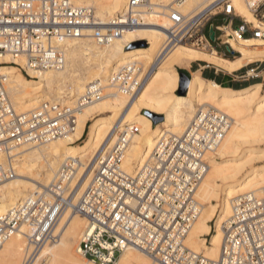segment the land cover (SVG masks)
I'll use <instances>...</instances> for the list:
<instances>
[{
    "label": "built area",
    "instance_id": "obj_1",
    "mask_svg": "<svg viewBox=\"0 0 264 264\" xmlns=\"http://www.w3.org/2000/svg\"><path fill=\"white\" fill-rule=\"evenodd\" d=\"M245 1L261 25L240 16L232 0H219L210 10L193 16L171 7L157 60L148 68L142 63L123 66L112 73L110 83L134 97L160 67L159 61L178 46L217 53L215 43L226 36L236 18L249 26L253 38L263 39L264 0ZM156 7L152 0H129L123 14L103 23L94 8L79 7L74 0H0V56L23 57L24 67L8 64L20 67L29 78L28 70L39 74L62 70L66 62L64 43L91 31L100 45H108L142 25L145 13L155 12ZM221 15L227 23L221 27L212 24L216 33L213 41L207 27ZM105 96V89L94 82L76 102L48 101L32 111L17 113L8 84L0 78V152L45 145L72 135L84 108ZM232 123L228 114L215 107L202 109L184 133H162L155 149L143 156L132 172L127 171L124 161L140 127L114 126L113 140L99 156L81 198L76 200L75 187L70 183L75 170L66 164L51 186L0 217V249L23 227L31 230L28 238L34 247L54 242L59 218L71 211L87 220L77 250L85 264H117L123 249L130 246L160 264H264V190L258 196L241 197L232 216L222 224L218 260H209L185 244L201 212L196 193L208 174L209 157L217 153ZM14 176V171L0 168V181Z\"/></svg>",
    "mask_w": 264,
    "mask_h": 264
},
{
    "label": "bare ground",
    "instance_id": "obj_2",
    "mask_svg": "<svg viewBox=\"0 0 264 264\" xmlns=\"http://www.w3.org/2000/svg\"><path fill=\"white\" fill-rule=\"evenodd\" d=\"M128 1L74 0L79 7L94 8L98 20L103 23L123 14ZM217 1L152 0L157 10L145 13L142 25L108 45H100L91 37V31L80 39L67 41L62 45L66 52L64 68L42 74L28 70L31 79L26 78L20 67L8 64L15 62L24 67L23 57L0 56V78L8 84L17 113L32 111L48 101L76 102L94 82L105 91L109 90L102 100L84 108L72 135L45 145L31 144L0 152V168L15 172L12 180L0 181V217L9 215L17 203L51 186L60 169L69 163L75 170L70 183L75 187L76 200H79L89 187L99 156L113 140L114 126L125 128L139 124L142 127L126 152L124 166L132 172L138 161L155 149L162 133L182 134L202 109L215 107L228 114L233 123L217 153L209 157L208 174L196 193L201 212L185 244L209 260H218L222 224L232 216L241 197L258 196L264 190V164L251 167L255 157L264 154V94H261V86L232 90L193 73L186 94L176 95L180 83L176 66L200 59L227 71H236L250 63H244L246 58L264 57V51L252 53L248 49L252 43L264 44V38L243 39L229 29L230 34L223 39L241 55L235 61L219 58L216 52L207 55L178 46L159 61L160 67L134 97L124 95L110 83L112 73L123 66L142 63L148 68L157 60L169 25L166 13L171 7L193 16L198 10L197 14L211 9ZM232 2L237 13L248 22L261 25L245 0ZM139 41H146V46H131ZM142 109L163 114L164 118L155 124L153 118L141 113ZM89 121L92 123L86 139L76 144L82 140ZM245 144L250 147L244 149ZM256 150L262 151L261 154ZM214 220L215 229L212 230L210 223ZM86 226L84 215L65 211L55 226V235L59 238L54 244L43 243L39 248L28 238L31 230L23 227L0 249V264H36L42 258L43 264H82L73 253L72 245L82 239ZM207 236L211 237L209 242ZM117 264L160 263L143 250L130 246L123 249Z\"/></svg>",
    "mask_w": 264,
    "mask_h": 264
},
{
    "label": "rangeland",
    "instance_id": "obj_3",
    "mask_svg": "<svg viewBox=\"0 0 264 264\" xmlns=\"http://www.w3.org/2000/svg\"><path fill=\"white\" fill-rule=\"evenodd\" d=\"M86 7H88V6H86ZM90 7V6H89ZM208 10H210V9H208ZM96 11V10H95ZM199 12V10L196 12V13H193V14H197ZM252 12V11H251ZM192 14V15H193ZM239 14V13H238ZM240 15V14H239ZM241 16V15H240ZM255 16V15H254ZM243 17V16H242ZM218 18H220V16H217V17H215L211 22H214L216 25H218V24H222V23H224V21L222 20V19H218ZM245 18V17H244ZM246 19V18H245ZM247 20V19H246ZM235 24H242L241 23V21L240 20H238ZM256 25V24H255ZM233 31H236V29H235V27H233V28H231ZM236 32H238V31H236ZM226 34V36L228 35V34H230V30L228 29L225 33H224V35ZM241 36V35H240ZM246 36L248 37L247 39H254L253 37H252V35L248 32V31H245V33H244V36L242 35L241 37L242 38H246ZM224 38V37H223ZM221 39L219 42H218V47L216 48V50L218 49V51L219 52H223L222 50H225V47H226V44L224 43V39ZM145 43H146V41H139V42H136V43H133L131 46H138V47H143V46H146L145 45ZM186 48H189V49H191V50H194V51H198V50H196V49H194V48H192V47H186ZM248 49L252 52V53H255V52H263L264 51V44L262 43V44H260V43H252L251 45H250V47H248ZM232 50H234V49H232ZM198 52H200V53H203V54H207V55H214V53H205V52H201V51H198ZM216 56H218L219 58H222V59H225V60H229V61H235V60H237L239 57H241V55L238 53V52H236L235 53V58L236 59H234L233 57H223V55H221V53H219L218 55H216ZM200 60V59H199ZM199 60H194V61H191L190 62V64H187V63H185V64H182V65H179V66H176V70H177V72H178V77H179V81H180V73L182 72V71H187V73L192 77V75H193V73H196L197 75H199V76H201V74H200V72H195V69L196 68H199V64H201V65H205L206 63H204V62H202V61H199ZM264 61V57H253V58H251V59H245L244 60V63H251V64H253V66H256V65H260L262 62ZM249 63V64H250ZM264 67V63L262 64V66H261V69ZM207 71H212V69L210 70V69H207ZM219 74L220 75H222V77H224L225 79H226V81H227V79L228 80H231L230 78H229V76H231L230 74H229V72L228 71H223V70H221L220 72H219ZM235 75V74H234ZM253 76L254 75H256L255 73L254 74H252ZM26 76V75H25ZM26 78H28V79H31V78H29V77H27L26 76ZM259 80H261V79H255V80H252V81H250L249 82V84H254L256 81H259ZM226 81H225V84H227L226 83ZM221 86H223V85H221ZM224 88H228V87H225V86H223ZM228 89H230V88H228ZM106 92H107V94H108V92H109V90L107 89L106 91H105V95H106ZM261 94H264V88H262L261 89ZM176 95H180L179 94V90L178 91H176ZM148 112H150V111H148V110H144V109H142V111H141V113L142 114H144V115H146V116H149L148 115ZM158 116H163V114H159ZM150 117V116H149ZM153 118V117H152ZM154 119V122H155V124H159V122H160V119L159 118H153ZM91 123H92V121H89V122H87V126H86V128H85V133L83 134V138H82V140H80V141H77L76 142V144H81L82 142H83V140L84 139H86V136H87V133H88V131H89V126L91 125ZM137 126L138 127H140V130H142V127L139 125V124H137ZM248 147H250V145L249 144H245L244 146H243V148L244 149H247ZM257 151V154H261V152L262 151H260V150H256ZM255 158H257L256 160H254L253 161V163L251 164V167H256V166H259V165H262V164H264V154H262V157H255ZM198 201H200L199 199H198ZM70 213H74V212H71L70 211ZM215 223H216V220H214L212 223H210V225H211V227H212V230H214L215 229ZM59 237H57L56 238V240L58 239ZM207 238V240H208V242H209V240L211 239V237L210 236H208V237H206ZM78 241H76L75 243H73V245H72V250H73V253L78 257V258H80V260H81V263L82 264H85V261H84V259L80 256V255H78V253H77V249H78V245H79V243H80V240H81V238H79V239H77ZM53 244H54V242H53ZM48 245L50 246V245H52V243H48ZM27 261V260H26ZM43 263H45L44 262V258H42L41 260H39L36 264H43Z\"/></svg>",
    "mask_w": 264,
    "mask_h": 264
},
{
    "label": "crops",
    "instance_id": "obj_4",
    "mask_svg": "<svg viewBox=\"0 0 264 264\" xmlns=\"http://www.w3.org/2000/svg\"><path fill=\"white\" fill-rule=\"evenodd\" d=\"M261 11H262V14H264V7L262 8ZM218 19H222L224 21V23L216 25L214 22H211V24H209L208 27H207L208 33L210 35H211L212 24L215 27L216 26H220L221 27L222 25H225L227 23L225 21L226 20L225 16L221 15L220 18H218ZM238 20H240L242 24H235ZM230 27L231 28L235 27L236 31H238L237 33L239 35H241V36L242 35L244 36L245 31L249 32V26L245 25L240 18L234 19L233 22L231 23ZM231 28H229V29H231ZM243 39H247V38H243ZM218 45H219L218 42L215 43L216 48L218 47ZM222 51L223 52H219L218 49H217V55L219 53H221V55H223V57H230L231 56L234 59H236L235 58V53L237 51L232 50V48L230 46H226L225 50H222ZM199 61H202V62H204L206 64L205 65L199 64V68H196L195 72H200L201 77L204 78L207 81H213V82H215V83H217L219 85H223V86L228 87V88H230L232 90H243V89H248V88H252V87H255V86H261V89L264 88V67L261 69V66L264 63V61L260 65L253 66V64L250 63L248 65L243 66L239 70L232 71V72L228 71L229 74L231 75V76H229V78L231 80L227 79V81H226V79L224 77H222V75L219 74V72L221 70H223V71H227V70L222 69V68H220V67H218V66H216L214 64L208 63V62H206L204 60H199ZM227 61H229V60H227ZM207 69H210V70L212 69V71H207ZM254 73L256 75L253 76L252 74H254ZM257 78L261 79V80L256 81L254 84H249L250 81L255 80ZM225 81H226L227 84H225ZM84 133H85V131H84Z\"/></svg>",
    "mask_w": 264,
    "mask_h": 264
},
{
    "label": "water",
    "instance_id": "obj_5",
    "mask_svg": "<svg viewBox=\"0 0 264 264\" xmlns=\"http://www.w3.org/2000/svg\"><path fill=\"white\" fill-rule=\"evenodd\" d=\"M215 30L212 28L211 29V35H210V38L211 40H215ZM189 82H190V76L188 74H185V73H180V83H179V94L180 95H185L186 92H187V89H188V85H189ZM148 115L152 118H159L160 121L163 120V116H158L152 112H148Z\"/></svg>",
    "mask_w": 264,
    "mask_h": 264
},
{
    "label": "trees",
    "instance_id": "obj_6",
    "mask_svg": "<svg viewBox=\"0 0 264 264\" xmlns=\"http://www.w3.org/2000/svg\"><path fill=\"white\" fill-rule=\"evenodd\" d=\"M246 38H248V37L246 36ZM181 73L188 74L187 71H182ZM188 75H189V74H188ZM206 77H207V76H206Z\"/></svg>",
    "mask_w": 264,
    "mask_h": 264
}]
</instances>
